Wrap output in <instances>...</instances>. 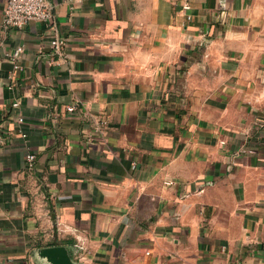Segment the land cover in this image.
Masks as SVG:
<instances>
[{"label":"crops","instance_id":"0c3cea01","mask_svg":"<svg viewBox=\"0 0 264 264\" xmlns=\"http://www.w3.org/2000/svg\"><path fill=\"white\" fill-rule=\"evenodd\" d=\"M49 1L0 28V264H264V0Z\"/></svg>","mask_w":264,"mask_h":264},{"label":"built area","instance_id":"2783aa9c","mask_svg":"<svg viewBox=\"0 0 264 264\" xmlns=\"http://www.w3.org/2000/svg\"><path fill=\"white\" fill-rule=\"evenodd\" d=\"M71 3L83 1V0H68ZM185 8H189L190 4L187 2L184 4ZM54 15L53 5L49 0H7L3 10L2 16L0 18V28H9V27H23L30 21L34 20H48L51 19ZM191 16L188 15V18ZM57 51L64 52L63 50V41L58 38L52 40ZM23 45H19L11 53V57L16 60L20 57L21 52L23 51ZM16 68H21V65L16 63ZM18 105V101L14 103ZM69 111H74L77 109L75 104L67 105ZM20 121L24 120L23 116L19 117ZM94 130L96 132H102L108 126V119L106 115H96L93 119ZM4 134L0 128V142L4 141ZM36 154L32 151L27 152L26 154V163L29 169H33L35 166Z\"/></svg>","mask_w":264,"mask_h":264},{"label":"water","instance_id":"95a60500","mask_svg":"<svg viewBox=\"0 0 264 264\" xmlns=\"http://www.w3.org/2000/svg\"><path fill=\"white\" fill-rule=\"evenodd\" d=\"M41 253L48 258L51 264H78L72 260L64 245L46 246Z\"/></svg>","mask_w":264,"mask_h":264}]
</instances>
